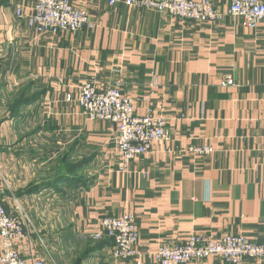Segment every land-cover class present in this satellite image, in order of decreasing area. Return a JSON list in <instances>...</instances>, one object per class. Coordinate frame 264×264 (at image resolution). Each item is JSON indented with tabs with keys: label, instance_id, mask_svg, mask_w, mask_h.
<instances>
[{
	"label": "crops",
	"instance_id": "1",
	"mask_svg": "<svg viewBox=\"0 0 264 264\" xmlns=\"http://www.w3.org/2000/svg\"><path fill=\"white\" fill-rule=\"evenodd\" d=\"M70 1L93 30L38 36L15 16L36 0H0V201L25 223L18 251L26 264H135L91 238L100 220L125 214L141 249L192 236L264 244V23H195ZM207 1L220 12L230 3ZM226 77L232 88H220ZM87 80L99 91L119 82L134 115L163 118L170 140L119 172L115 128L88 121L77 105ZM22 89L30 102L9 119ZM190 147L212 152L192 156Z\"/></svg>",
	"mask_w": 264,
	"mask_h": 264
},
{
	"label": "built area",
	"instance_id": "2",
	"mask_svg": "<svg viewBox=\"0 0 264 264\" xmlns=\"http://www.w3.org/2000/svg\"><path fill=\"white\" fill-rule=\"evenodd\" d=\"M117 3L195 23H215L224 17L241 19L250 29L264 23V1L261 0H230L228 8L222 12L215 10L207 0H108L109 6ZM15 16L24 20L38 36L94 29L86 12L74 7L70 0H36L28 15H24L18 7ZM219 86L232 88L234 82L231 77H226ZM66 100L70 101V98ZM76 102L88 121L108 123L115 128V149L121 173L126 174L135 160L149 154L153 144L170 140L163 118L151 114L144 117L134 115L133 102L122 96L119 82L114 87L99 91L94 81H83ZM262 121L264 123V119ZM186 152L204 157L212 151L208 147H190ZM24 224L16 215L8 214L0 201V264H26L18 251L26 237ZM91 238L94 243L109 241L114 260L134 261L135 264H141L144 260H151L155 264H191L209 258L219 259L226 264H240L244 260L264 259V244H252L242 236L231 235L218 240L192 236L180 245L155 250L141 249L134 218L129 214L103 218Z\"/></svg>",
	"mask_w": 264,
	"mask_h": 264
},
{
	"label": "trees",
	"instance_id": "3",
	"mask_svg": "<svg viewBox=\"0 0 264 264\" xmlns=\"http://www.w3.org/2000/svg\"><path fill=\"white\" fill-rule=\"evenodd\" d=\"M27 91L25 89H22L19 91V95L15 97V99L12 100L10 106H9V119L15 118V116L18 114L20 107H22L24 104L29 103V100H26L24 98V94ZM29 101V102H28ZM59 180V179H57ZM32 190V189H31ZM30 190V191H31ZM29 192V191H28ZM102 243V242H100ZM97 243V244H100Z\"/></svg>",
	"mask_w": 264,
	"mask_h": 264
},
{
	"label": "rangeland",
	"instance_id": "4",
	"mask_svg": "<svg viewBox=\"0 0 264 264\" xmlns=\"http://www.w3.org/2000/svg\"><path fill=\"white\" fill-rule=\"evenodd\" d=\"M18 137H19V135H18Z\"/></svg>",
	"mask_w": 264,
	"mask_h": 264
}]
</instances>
